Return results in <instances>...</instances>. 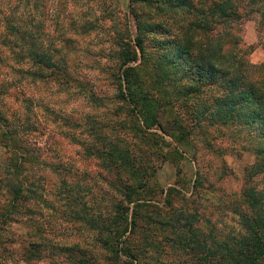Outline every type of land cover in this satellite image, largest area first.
<instances>
[{
	"label": "trees",
	"instance_id": "trees-1",
	"mask_svg": "<svg viewBox=\"0 0 264 264\" xmlns=\"http://www.w3.org/2000/svg\"><path fill=\"white\" fill-rule=\"evenodd\" d=\"M105 1L0 0V226L51 206L45 174L60 172L62 218L92 240L45 247L29 239L19 255L24 263L52 250L65 264H264V187L255 181L264 177V71L239 55L231 32L248 4L264 22V0H126L121 14L116 0ZM97 33L108 37L86 54L113 90L108 115L83 121L60 113L62 126L83 138L63 136L96 160L104 182L86 203L65 179L66 164L40 143L54 121L37 108L54 110L34 88L71 80L69 53L78 37ZM72 81L92 106H107L91 82ZM227 128L244 138L253 161L229 203L237 229L217 235L197 200L204 179L197 169L188 193L178 185L179 168L165 189L155 175L167 159L190 154L194 161L191 138L212 147L210 139Z\"/></svg>",
	"mask_w": 264,
	"mask_h": 264
},
{
	"label": "rangeland",
	"instance_id": "rangeland-1",
	"mask_svg": "<svg viewBox=\"0 0 264 264\" xmlns=\"http://www.w3.org/2000/svg\"><path fill=\"white\" fill-rule=\"evenodd\" d=\"M109 2L110 0H106L105 4L108 6ZM125 2L126 0H116L114 8L120 14L125 11ZM244 2L243 4L246 5ZM260 5L261 3H256L254 7H260ZM251 9L253 6L248 4L242 10L245 12V16L233 23L231 32L240 40L239 45H237L239 55L250 64L255 66L260 64L262 71H264V22L261 20L260 13ZM107 37L103 33L78 37L76 52L69 53L68 69L71 73V80L62 83V85L49 81L38 84L34 88L42 99L41 103L53 107L54 110V114H49L43 111V106L37 108L40 118L45 119L48 123L50 120L54 121L48 126V128L54 127L52 133L42 136L40 143L46 148L45 150L54 153L55 157L49 156L51 159L57 157L66 164L69 172L65 175V179L69 183L78 184L74 192L86 203H91L94 200L93 197L102 194L104 182L97 175L96 160L83 157L81 149L73 142V138L63 136V133L72 132L70 135L74 138L78 140L83 138L78 137L76 130L71 131L67 126H62L60 117L61 114H64L72 120L81 116L83 121L97 117L98 121H102L108 115L106 111L110 109L111 105L107 99L112 95L113 90L108 85L105 74L92 68V57L86 54V52L94 51L96 43L105 41ZM89 76L96 78L88 79ZM73 79L81 81L83 85L84 83L88 85L91 82L99 94L102 92L107 96L104 101L107 106L94 107L83 99L76 91L74 86L76 81H72ZM31 88L32 86H30ZM88 115L92 116L87 118ZM229 129L225 130L224 135L210 139L209 142L212 147H206L198 138H191V146L189 145L187 148L189 152H192L190 147L194 148V161L189 157L190 154L167 159L159 165L155 175L158 185L165 189L173 184L176 171L179 168L177 173L178 185H183V189L188 193L193 172L197 169L204 177L203 186L198 190L200 194L197 200L199 205L203 207V218L208 221L207 223L213 225V231L217 235L230 233L237 229L236 216L229 203L236 198L241 188L244 167L253 161L252 151L247 146L248 144L243 141L244 138L233 134ZM213 136H215L214 133ZM240 145H244V147ZM62 176L60 172L57 174L46 172L45 174L44 183L47 191L45 198L49 200L51 206L48 208L36 206L33 213L18 214L16 221H9L0 226V264L66 263L63 257L58 256L52 250L49 251L54 253L53 255L48 254L41 259L24 263L19 255L22 246L29 239L45 244V247L51 243H77L83 246L91 242L92 236L89 231L75 222L65 221L62 218V216H67L66 209L62 206L64 200H67L64 197L65 193L57 188V181ZM255 181L257 188L264 187L263 176L256 177ZM34 226H39L40 231H34ZM45 250L47 249L45 248Z\"/></svg>",
	"mask_w": 264,
	"mask_h": 264
}]
</instances>
